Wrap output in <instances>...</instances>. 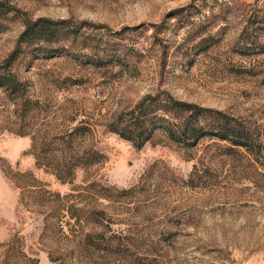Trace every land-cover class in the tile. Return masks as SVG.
<instances>
[{
    "label": "rangeland",
    "instance_id": "rangeland-1",
    "mask_svg": "<svg viewBox=\"0 0 264 264\" xmlns=\"http://www.w3.org/2000/svg\"><path fill=\"white\" fill-rule=\"evenodd\" d=\"M0 1L13 8L0 65L22 20H66L79 35L61 54L15 61L36 102L27 123L0 90V264H264V54L240 49L244 29L264 48V0ZM94 44L126 53V68L86 64ZM160 92L247 124L259 152L160 132L137 148L108 131L115 113ZM80 122L95 154L62 183L44 157Z\"/></svg>",
    "mask_w": 264,
    "mask_h": 264
},
{
    "label": "trees",
    "instance_id": "trees-1",
    "mask_svg": "<svg viewBox=\"0 0 264 264\" xmlns=\"http://www.w3.org/2000/svg\"><path fill=\"white\" fill-rule=\"evenodd\" d=\"M12 9L7 3L0 1V32L6 28L9 22L7 15ZM255 19L262 26L264 14L257 15ZM22 23L23 31L18 37L15 49L0 65V90L14 103L16 119L21 124H25L30 120L29 113L33 112L32 105L36 102L32 101L29 95L26 82L20 80L13 70L15 61L25 53L32 57L33 52L44 49L46 53L54 46L60 48L61 54L65 50L64 44H72L79 35L66 20L37 18L22 20ZM196 39L191 48H197L201 52L207 37L200 32ZM240 42L241 53L246 50L264 54L263 44L247 35L245 29ZM89 49L92 52L82 56L86 59V64L94 69H108L106 67L112 65L126 68L124 66L126 53L121 58L116 55L115 50L113 52L109 47L101 48L99 44H94ZM106 128L137 148L149 142L156 132L163 134L167 140L183 146L195 147L207 137L228 144L223 147L226 152L242 150L255 156L261 148L260 139L247 124L221 111L175 99L166 92L148 94L132 107L115 113ZM23 129L22 127L20 133L18 132L20 135L25 134ZM91 134V127L80 122L74 128L60 131L59 135L51 138L50 142L55 143L57 148L45 156L44 160L56 165L55 174L60 182L71 183L74 170L78 167H86L92 161L95 152L85 143ZM48 145L50 143L45 142V145L39 144L38 148L43 151V146ZM36 148L37 144L33 143L32 150L35 151Z\"/></svg>",
    "mask_w": 264,
    "mask_h": 264
}]
</instances>
